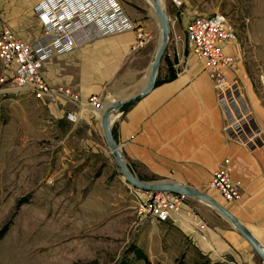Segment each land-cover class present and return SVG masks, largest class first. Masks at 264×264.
I'll return each instance as SVG.
<instances>
[{"label": "crops", "instance_id": "obj_1", "mask_svg": "<svg viewBox=\"0 0 264 264\" xmlns=\"http://www.w3.org/2000/svg\"><path fill=\"white\" fill-rule=\"evenodd\" d=\"M37 1L0 0L1 20L22 38H35L39 27L33 38L23 37L20 27L25 23L26 11L35 17L32 8ZM187 20L182 16L178 25L171 26L154 88L112 118L113 137L126 164L138 178L183 183L209 194L239 219L264 247L263 97L246 73L241 70L228 73L230 79L240 81L261 128L260 146L248 150L229 140L222 131L224 120L216 104V91L184 39ZM151 34V39L136 49H131L135 42L133 31L96 39L49 60L45 64V75L51 83L74 88L81 99L95 94L104 105L112 100H125L145 84L158 37V32ZM229 51L237 55V43ZM262 81L264 85V75ZM48 108L49 114L56 115L58 120L64 119L59 108L51 105ZM61 121L51 125L62 129ZM65 121L67 130L60 139L64 143L71 138L95 151L105 145L100 117L92 111L87 110L84 119L77 123ZM218 166L227 167L234 178L241 180L238 201L225 202L209 187L211 174ZM187 203L203 218L205 227L198 229L187 221H166L171 225V234L166 235V231L164 234L153 224L146 234L150 254L163 236L176 239L187 256H199L203 264H264L222 215L199 200L189 198ZM158 243L160 245V241ZM160 252L165 253L161 246Z\"/></svg>", "mask_w": 264, "mask_h": 264}, {"label": "rangeland", "instance_id": "obj_2", "mask_svg": "<svg viewBox=\"0 0 264 264\" xmlns=\"http://www.w3.org/2000/svg\"><path fill=\"white\" fill-rule=\"evenodd\" d=\"M119 1L134 21L158 32L148 0ZM180 1L162 0L171 26L182 16L227 14L237 32L236 71L253 79L264 101V0ZM38 27L26 11L21 35L33 38ZM48 107L32 94L0 92V264H203L167 236L150 254L146 234L153 224L171 234L170 223L140 218L135 190L106 144L95 151L71 138L64 143L66 118ZM57 121L62 129L51 125Z\"/></svg>", "mask_w": 264, "mask_h": 264}, {"label": "built area", "instance_id": "obj_3", "mask_svg": "<svg viewBox=\"0 0 264 264\" xmlns=\"http://www.w3.org/2000/svg\"><path fill=\"white\" fill-rule=\"evenodd\" d=\"M32 11L40 28L33 39L22 38L0 17V92L32 94L44 104L59 108L71 123L82 121L86 110L100 115L104 102L99 96L81 99L74 88L51 83L45 75V64L96 39L127 31L134 32L131 49H136L151 39V32L140 21H134L119 0H38ZM184 39L216 91L223 133L248 150L258 148L262 142L260 125L240 81L228 77L229 72L236 71L237 63L236 55L229 51L237 43L233 22L220 11L192 16L185 24ZM208 185L225 202L238 201L241 196L242 182L227 167L214 169ZM133 190L140 218L187 221L198 229L205 227V221L187 203L185 195L166 190Z\"/></svg>", "mask_w": 264, "mask_h": 264}, {"label": "water", "instance_id": "obj_4", "mask_svg": "<svg viewBox=\"0 0 264 264\" xmlns=\"http://www.w3.org/2000/svg\"><path fill=\"white\" fill-rule=\"evenodd\" d=\"M151 1L153 5V13L159 25V30L156 47L151 57L150 64L148 66L145 84L138 93L126 98L125 100H112L106 102V104L104 105L100 113V124L106 147L110 155L112 156L117 166V169L120 172V175L124 177L125 182L128 183L131 187L143 191H172L183 194L190 199L204 202L205 204L213 208L216 212H218L220 215H222L233 226V228L247 240L254 252L264 263V247L262 246V244L252 234V232L217 199L210 196L209 194L201 192L183 183H177L166 180L145 181L138 178L126 164V161L123 158V155L119 148V145L113 137L111 131L112 118L115 115L124 112L126 109H128L130 106L142 99L154 88L161 58L163 56L167 41L170 36L171 23L165 9L163 8L159 0Z\"/></svg>", "mask_w": 264, "mask_h": 264}, {"label": "bare ground", "instance_id": "obj_5", "mask_svg": "<svg viewBox=\"0 0 264 264\" xmlns=\"http://www.w3.org/2000/svg\"><path fill=\"white\" fill-rule=\"evenodd\" d=\"M160 1V3H161V5L163 6V3H162V0H159ZM148 2H149V4H150V6H151V11H152V13H153V5H152V1L151 0H148ZM153 15H154V13H153ZM155 17V16H154ZM157 21V20H156ZM157 25H158V23H157ZM158 28H159V25H158ZM87 111V110H86ZM99 117H100V115H98ZM121 176V178L124 180V177L122 176V175H120ZM124 182H125V180H124ZM126 183V182H125ZM126 184H128V183H126ZM129 185V184H128ZM130 186V185H129ZM131 187V186H130ZM133 188V187H132ZM135 189H137V188H135Z\"/></svg>", "mask_w": 264, "mask_h": 264}]
</instances>
